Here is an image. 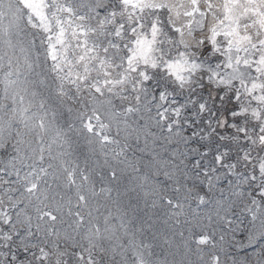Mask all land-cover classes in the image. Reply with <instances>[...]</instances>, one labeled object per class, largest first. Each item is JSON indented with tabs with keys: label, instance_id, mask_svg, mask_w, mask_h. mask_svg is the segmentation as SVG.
<instances>
[{
	"label": "snow or ice",
	"instance_id": "1",
	"mask_svg": "<svg viewBox=\"0 0 264 264\" xmlns=\"http://www.w3.org/2000/svg\"><path fill=\"white\" fill-rule=\"evenodd\" d=\"M0 264H264V0H0Z\"/></svg>",
	"mask_w": 264,
	"mask_h": 264
},
{
	"label": "rangeland",
	"instance_id": "2",
	"mask_svg": "<svg viewBox=\"0 0 264 264\" xmlns=\"http://www.w3.org/2000/svg\"><path fill=\"white\" fill-rule=\"evenodd\" d=\"M68 107L76 108L78 105L67 103L64 105V107L61 109L62 116L60 118V124L61 126L66 128V125L68 122H71L73 120V114L67 112ZM77 129L79 128V123L76 122ZM88 133L80 134L77 131H73L70 133V136L72 138V152L74 157L78 158V162L81 164V167L84 166V162L87 161L89 167H96L98 171L106 169L103 166V156L102 155H96L91 152L90 146L87 144V136ZM73 193L71 191L68 192V195H72ZM203 194V193H201ZM193 207H195V204L193 203ZM103 211V209H102ZM166 211V210H165ZM149 216H151V213L149 212ZM148 217H145L147 219ZM164 215L163 211L161 212L159 217H152V223L155 225V227L151 230L153 233L156 234L157 240L155 241L158 244V247L156 248L157 256L160 260H168L169 262L172 261L173 257L170 255L171 251H174V249H171L168 245H165L163 243V239L161 238V233L165 232L166 228H169V225L163 224ZM172 223L171 221L169 222ZM179 230L185 232V236L189 235L188 232V225H178L177 226ZM157 229H159V232H157ZM201 231L200 228L192 227V232L198 234ZM220 232L218 231L216 233V237L218 239ZM179 239V237H177ZM227 240V237H226ZM194 246V245H193ZM225 246H227L225 244ZM176 259L179 260V255L176 256ZM192 259H195V257H192Z\"/></svg>",
	"mask_w": 264,
	"mask_h": 264
}]
</instances>
